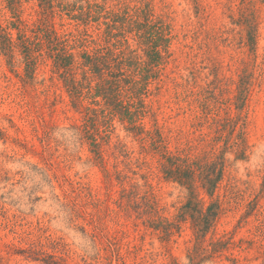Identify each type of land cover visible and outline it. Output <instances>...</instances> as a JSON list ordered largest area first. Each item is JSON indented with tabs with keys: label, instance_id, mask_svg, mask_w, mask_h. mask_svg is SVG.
Instances as JSON below:
<instances>
[{
	"label": "rangeland",
	"instance_id": "rangeland-1",
	"mask_svg": "<svg viewBox=\"0 0 264 264\" xmlns=\"http://www.w3.org/2000/svg\"><path fill=\"white\" fill-rule=\"evenodd\" d=\"M145 1L157 14L173 18L178 36L170 44L174 56L166 71L174 72L185 88L200 90L215 80L218 70L224 83L231 80L225 93L231 102L220 114L242 113L241 128L234 134L242 142L234 146V136L225 149L224 179L214 197L201 195L206 205L220 203L216 224L197 245L192 224L175 225L168 234L107 200V194L115 199L121 189L118 180L107 178V169L115 170L114 160L106 165L96 160L75 128L82 124V113L73 107L63 83L52 80L45 66L37 82L24 83L19 76L23 67L14 70L0 49V264H264V0ZM39 11L36 0L24 1L22 16L30 24ZM12 16L7 2L0 0V23L7 25ZM55 22L64 32L83 28L66 14ZM250 24L256 29L255 45L249 40ZM193 69H198L197 79ZM249 83L245 105L238 110V86ZM175 92L168 82L147 101L166 106L170 100L177 110ZM176 112L168 120L166 115L158 119L184 131L182 140L211 131L208 124L192 126L195 111ZM144 122L152 127L151 118ZM114 125L113 140L127 144L133 161L145 157L151 166L133 162L136 174L128 172L131 179L125 185L138 182L151 189L173 219L188 190L159 174L156 159L141 153L142 144L126 130L127 124L115 119ZM175 145L173 141L170 147ZM206 149L205 143L198 144V152Z\"/></svg>",
	"mask_w": 264,
	"mask_h": 264
},
{
	"label": "trees",
	"instance_id": "trees-1",
	"mask_svg": "<svg viewBox=\"0 0 264 264\" xmlns=\"http://www.w3.org/2000/svg\"><path fill=\"white\" fill-rule=\"evenodd\" d=\"M3 1L13 16L7 25L0 23L1 51L14 70L23 67L19 76L24 83L37 82L43 66L49 67L52 80L57 78L63 83L73 107L82 113V124L75 128L88 140L96 160L104 165L114 160L115 170L107 169V178L118 180L121 189L115 199L107 194V200L113 199L129 217L135 215L157 230L165 228L168 234L175 225L190 223L196 244L200 245L221 212L218 201L206 205L201 195L214 197L225 175V149L234 136V146L242 142L240 134L234 135L242 113L220 114L223 105L231 102V98H225L231 80L224 83L216 70L215 80L193 90L185 88L174 72H167L174 56L170 44L178 36L174 35L173 18L168 13L157 14L145 0H36L39 17L31 24L22 16L24 1L28 0ZM64 14L83 28L77 33L58 29L55 18ZM250 28L249 40L255 45L256 29L252 24ZM197 72L198 69L191 71L193 79H197ZM168 82L176 89L173 103L178 105L177 110L170 100L166 106L161 101H157L158 106L156 100L147 101L158 96ZM241 84L234 96L238 110L243 109L251 86L249 83L243 88ZM181 88L185 89L180 92ZM181 102L187 106H181ZM164 108L170 109L169 115ZM187 109L195 111L193 127L208 124L211 131L182 140L184 131L159 123L160 115H166L168 120L174 111L180 114ZM146 118L152 119V127L146 126ZM115 119L127 124L126 130L140 140L141 153L156 159L159 174L188 190L186 203L173 219L164 214L151 189L138 182L125 185L131 179L128 172H134L133 162L141 168L150 163L145 157L133 161L127 144L121 139L113 140ZM173 141L176 145L171 148ZM222 142L226 144L223 146ZM201 143L209 149L198 152ZM121 164L125 169H119Z\"/></svg>",
	"mask_w": 264,
	"mask_h": 264
}]
</instances>
